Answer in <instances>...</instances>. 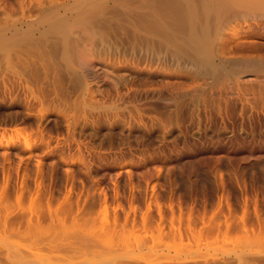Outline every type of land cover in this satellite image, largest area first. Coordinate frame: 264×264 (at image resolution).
Wrapping results in <instances>:
<instances>
[{
	"label": "rangeland",
	"instance_id": "1",
	"mask_svg": "<svg viewBox=\"0 0 264 264\" xmlns=\"http://www.w3.org/2000/svg\"><path fill=\"white\" fill-rule=\"evenodd\" d=\"M152 1L0 0L3 26L108 21L74 77L28 85L0 47V264H264V0L213 20L212 69L150 35Z\"/></svg>",
	"mask_w": 264,
	"mask_h": 264
},
{
	"label": "bare ground",
	"instance_id": "2",
	"mask_svg": "<svg viewBox=\"0 0 264 264\" xmlns=\"http://www.w3.org/2000/svg\"><path fill=\"white\" fill-rule=\"evenodd\" d=\"M155 1L157 2L156 3L157 6L155 5L156 7L154 5H152V3L149 4L150 6L154 7V8H151V12H150V16H149V22L143 21L144 24L149 29V32L152 33L150 35L152 36L154 34V35H159V37H160V34L163 35V33H165V40L168 38L169 39L168 43L176 44V41H177V37H176V41H175L176 32H178V31L184 32L185 31V33H186V35L184 34L186 36V37H184L185 41L181 40L182 44H180V47H179L178 46L179 43H178L177 46L180 49V53L182 51H184L183 53L185 55H187V57H190L189 59H192L193 63L195 65L197 64L199 66V68L201 67V69H209V68L212 69L211 67L213 66L211 63V60H210V52L207 49V42L209 40L210 35H212V33L210 34V28L212 26L211 23L213 22V20H217L219 17H221V15L223 13H225L231 6H234V5L246 6L248 4V0H203V2H204V3H202V5L204 4L203 8H199L201 10L198 11V9L196 10V7H198L199 4L196 3V0H195V4L197 5V6L195 5L196 7H192L193 4L191 6V3L192 2L194 3V0H192V1L191 0H154L152 2H154V4H155ZM23 2L24 1H22V4L24 5ZM81 3H82V1H81ZM94 3H96V1ZM99 3H101V1ZM99 3H98V5L100 6ZM22 4L20 3V5H22ZM132 4H133V2H132ZM92 5H93V2H92ZM92 5L91 6L89 5V6L93 7ZM149 5H148V7H149ZM95 6H96V4H95ZM131 7H132V5H131ZM134 8H135V6H134ZM146 8H147V6H146ZM88 10H89V7H88ZM88 10H86V11L88 12ZM57 11H59V10H57ZM82 11L85 12L84 9ZM91 11H92V8H91ZM130 11H132V10H130ZM123 12H124V10H123ZM45 13L43 15V18H42V15L39 16V20H37V22L33 21V20H32L33 22H30V20L27 21L28 18L24 17L25 14H24V16L22 14V17L20 19L18 18V19H12L9 22L7 21V26H5L6 25L5 19H4L5 25L3 26V23H1L3 27L0 30V47H2V49H7V48L11 49L10 52L7 51V57H4V59L8 61L14 57V58H17L24 65V68L27 70V72H26V74H24L23 80L28 85L31 83V80H32V78L30 76H31V74H33L32 72L35 70L42 71L44 76L47 75L48 72L49 73L54 72L56 75H60V76L65 75V76H73V77L75 75H77L76 72H77L78 67H79V70L81 71L80 66H83V63H81V61L84 60V59H82L83 58L82 55H84V54H82L79 50V46H80L79 40L81 39L80 34L82 32H79L80 34H77V35L75 34V32L77 33L76 28L80 29V27H79L80 25H82L86 29H88L87 30L88 32H86L85 29H83L81 27V30L83 29L86 32V34L92 33L94 35V34L98 33L101 37H104V34H105V32H103V30H99V31L96 30L98 28V26H100V23L103 22V20L102 19H101L102 21L99 20V22H100L99 24L97 21H95L96 24H98V26L94 29L91 27L92 24L89 23V21H91L92 18L88 21L90 15L85 16V14H88V13H83V15L82 14L80 15L78 13L79 14V16L77 15L78 17H73V16L67 17V13H65V15H62V16H61V14L57 13V15L54 16L55 15L54 12H53V14H54L53 16L48 17V14L46 13L47 15H45ZM138 14L140 15L139 12H138ZM69 15H71V14H69ZM103 15H104V13H103ZM92 16H93V14H92ZM146 16H147V14H146ZM249 16H250V14H249ZM40 17H41V19H40ZM105 18H104V21H105ZM202 19H204L206 21V25L203 27L201 26V23H200ZM1 20L3 22L2 18L0 19V22H1ZM36 23H38V25ZM107 23H108V21H107ZM107 23H104V25H107ZM133 23H134V21H133ZM1 24H0V27H1ZM34 24H36L38 27L35 26ZM101 26H102V24H101ZM120 29H121V27H120ZM37 31L40 32V36L36 38L35 36H37V34H38ZM84 31H83V33H85ZM92 34H91V36H93ZM125 34L129 35L128 33L124 32L123 36ZM143 35L141 38L139 35L133 33L132 38H134L133 36H135V38H139L140 41H141V39L144 40V36H146V35L149 38L148 32L146 33V35H144V36ZM184 35H182V36H184ZM82 36L90 37V35L88 36V35H84V34ZM115 37L116 36L114 35V38ZM162 38L164 39V36ZM101 39H102L101 43H103V38H101ZM105 39L108 42L110 41V40H108L109 38L105 37ZM154 39L152 38L153 41H154ZM90 40H91V38H90ZM160 41H162V40L158 39V42H160ZM82 42H83V37H82ZM178 42H180V40ZM90 43H91V41H90ZM101 43L99 44L100 47L102 45L104 46V44L101 45ZM162 43H161V45H162ZM166 43H167V41H166ZM151 44H152V42H151ZM156 44L158 45V43H156ZM138 46H140V45H138ZM141 46H142V43H141ZM172 46H174V45H172ZM108 50H109V48L107 47V50H104V51L106 52ZM175 50H176V48H175ZM51 51H54V52L59 54V59H61L63 61V64H61L63 71L62 70L60 71L61 66L59 67V70L56 68L50 67V65H52V63L49 64V57L51 55ZM82 51L84 52V50H82ZM173 51L174 50H172V52ZM115 52L116 51L114 50V52L112 53L114 58H115V55H118V56L120 55L119 53H115ZM169 53H171V52H168V54ZM168 54H167V56H168ZM178 54H179V52H178ZM212 55H213V52H212ZM52 56H53V54H52ZM54 56H55V54H54ZM170 56H171V54H170ZM174 56L175 55L173 54V57ZM91 57H93V56H91ZM53 60H54V58H52V61ZM212 61H214V60L212 59ZM54 63L55 62H53V64ZM58 64H59V62L57 63V66H58ZM80 64H82V65H80ZM55 66L56 65H54V67ZM81 76H83V75H81ZM218 78H219V76H218ZM54 80H56V79H54ZM80 81H79V85H80L79 89L83 88V87H81L82 83H80ZM75 82H74V84H75ZM56 84H58V81H56ZM76 85H74V87H78V85L77 86ZM23 86H25V85H23ZM34 86H35V84H34ZM61 87H63V85ZM59 88L60 87H58L57 89L59 90ZM63 90H64V87H63ZM80 91H81V89H80ZM227 91H228V89H227ZM37 94H38V92H37ZM62 94H64V93H62ZM83 95H84V93H83ZM120 98H121V96H120ZM66 99H64V100H66ZM201 100H202V98H201Z\"/></svg>",
	"mask_w": 264,
	"mask_h": 264
}]
</instances>
